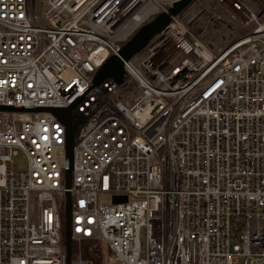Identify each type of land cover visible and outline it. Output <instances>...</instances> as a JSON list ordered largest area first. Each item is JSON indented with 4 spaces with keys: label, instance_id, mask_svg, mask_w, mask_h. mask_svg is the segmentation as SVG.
I'll return each mask as SVG.
<instances>
[{
    "label": "built area",
    "instance_id": "2783aa9c",
    "mask_svg": "<svg viewBox=\"0 0 264 264\" xmlns=\"http://www.w3.org/2000/svg\"><path fill=\"white\" fill-rule=\"evenodd\" d=\"M178 1L0 0V107L25 110L0 111V264H67L50 110L69 107L72 243L105 264H264V0H194L94 84Z\"/></svg>",
    "mask_w": 264,
    "mask_h": 264
},
{
    "label": "water",
    "instance_id": "95a60500",
    "mask_svg": "<svg viewBox=\"0 0 264 264\" xmlns=\"http://www.w3.org/2000/svg\"><path fill=\"white\" fill-rule=\"evenodd\" d=\"M194 0H180L173 4L167 12H163L156 16L152 21L142 26L138 32L122 46L118 55L111 56L103 66L98 70L94 77V84L99 85L107 79H113L117 83H122L125 78L124 62L132 59L136 54L142 51L147 44L156 35L161 33L170 23L172 17L181 14ZM71 110L72 108H58L50 110L58 119L67 127V170H66V203L64 212V243L66 248V262L72 264V239H71V209L72 199L69 189L71 188L75 133L71 126ZM0 111H25L24 109H15L11 107H0ZM126 197H115L114 203L126 201Z\"/></svg>",
    "mask_w": 264,
    "mask_h": 264
},
{
    "label": "trees",
    "instance_id": "16d2710c",
    "mask_svg": "<svg viewBox=\"0 0 264 264\" xmlns=\"http://www.w3.org/2000/svg\"><path fill=\"white\" fill-rule=\"evenodd\" d=\"M61 210L63 211V206H62ZM81 244H85L87 249L83 250L80 246ZM86 244H88V245H86ZM77 246H80V248ZM72 248H73V257L81 256V259L84 262H86L87 264H97L96 258L98 260H100V263L103 260V249L100 246V244L97 242L84 241V242H81L79 245H78V243L73 242Z\"/></svg>",
    "mask_w": 264,
    "mask_h": 264
},
{
    "label": "rangeland",
    "instance_id": "374dc122",
    "mask_svg": "<svg viewBox=\"0 0 264 264\" xmlns=\"http://www.w3.org/2000/svg\"><path fill=\"white\" fill-rule=\"evenodd\" d=\"M14 162H15V164H16V166L18 167V169L19 170H21V171H24V170H26V167H27V161H26V158H25V156L23 155V154H19L17 157H15L14 158ZM106 201L107 202H109L110 200H109V198H106ZM80 243H78V245H79ZM86 245H88V244H86ZM81 246V248L84 250V249H87V247L85 246V244H81L80 245ZM80 246H77V247H79L80 248ZM105 253H104V251H103V260H102V262L100 263V260H98L97 258H96V263L97 264H105Z\"/></svg>",
    "mask_w": 264,
    "mask_h": 264
},
{
    "label": "bare ground",
    "instance_id": "6f19581e",
    "mask_svg": "<svg viewBox=\"0 0 264 264\" xmlns=\"http://www.w3.org/2000/svg\"><path fill=\"white\" fill-rule=\"evenodd\" d=\"M105 54H106V52H105V50H102V49H100L99 51H98V58L96 59V61L97 62H100V60L103 58V56H105Z\"/></svg>",
    "mask_w": 264,
    "mask_h": 264
}]
</instances>
